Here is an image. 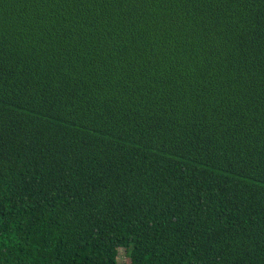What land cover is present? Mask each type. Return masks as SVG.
Instances as JSON below:
<instances>
[{
	"label": "trees",
	"instance_id": "trees-1",
	"mask_svg": "<svg viewBox=\"0 0 264 264\" xmlns=\"http://www.w3.org/2000/svg\"><path fill=\"white\" fill-rule=\"evenodd\" d=\"M264 264V0H0V264Z\"/></svg>",
	"mask_w": 264,
	"mask_h": 264
},
{
	"label": "rangeland",
	"instance_id": "rangeland-1",
	"mask_svg": "<svg viewBox=\"0 0 264 264\" xmlns=\"http://www.w3.org/2000/svg\"><path fill=\"white\" fill-rule=\"evenodd\" d=\"M127 260H128V257L125 254V250L122 249L121 252H120V256H119V264H124V263L127 262Z\"/></svg>",
	"mask_w": 264,
	"mask_h": 264
}]
</instances>
